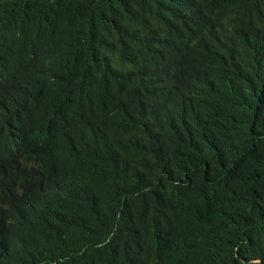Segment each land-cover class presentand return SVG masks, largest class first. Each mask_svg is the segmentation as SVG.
I'll return each instance as SVG.
<instances>
[{"label": "trees", "instance_id": "1", "mask_svg": "<svg viewBox=\"0 0 264 264\" xmlns=\"http://www.w3.org/2000/svg\"><path fill=\"white\" fill-rule=\"evenodd\" d=\"M0 264H264V0H0Z\"/></svg>", "mask_w": 264, "mask_h": 264}]
</instances>
